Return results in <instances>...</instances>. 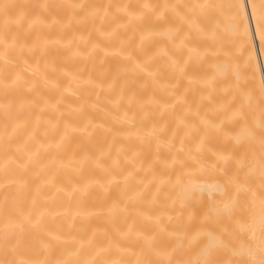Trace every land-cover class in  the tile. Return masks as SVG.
I'll list each match as a JSON object with an SVG mask.
<instances>
[{
	"label": "bare ground",
	"instance_id": "6f19581e",
	"mask_svg": "<svg viewBox=\"0 0 264 264\" xmlns=\"http://www.w3.org/2000/svg\"><path fill=\"white\" fill-rule=\"evenodd\" d=\"M0 264H264V0H0Z\"/></svg>",
	"mask_w": 264,
	"mask_h": 264
}]
</instances>
